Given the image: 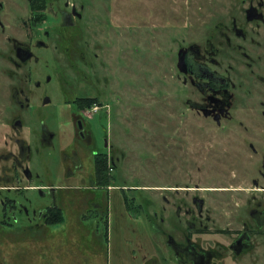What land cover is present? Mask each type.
Listing matches in <instances>:
<instances>
[{
  "label": "flooded vegetation",
  "instance_id": "af4514ba",
  "mask_svg": "<svg viewBox=\"0 0 264 264\" xmlns=\"http://www.w3.org/2000/svg\"><path fill=\"white\" fill-rule=\"evenodd\" d=\"M25 1V12L17 20L24 30V40L6 36L10 44L8 59L18 68L25 67L23 77L27 86L12 91V102L19 112L15 113L12 105V116L6 120L10 132L4 140L7 150L0 152V189H3L0 190V226H5L3 221H7L11 228L20 219L25 221L22 223L24 230L37 227L49 235L54 234L57 223L66 216H72L74 252L88 257L92 261L90 264L100 263L103 247L100 233L103 234L106 251H109L112 217L114 215L119 220L123 216L121 211H112L110 203H107V196L114 194V200H118L125 210L124 215L135 203L136 212L140 211V220L142 218L152 231L165 233L169 251L167 249V253L158 259L154 252V235L150 234L149 252L145 253L141 235L138 237L137 230L130 227L134 232L133 254H139L147 264H217L224 254L234 264H239L238 261L246 254L251 258L259 257L256 244L262 242L264 245V149L255 145L253 134L255 128L264 130L263 0H257L255 4L254 0H248V6L243 8V21L237 22L233 17L228 25H220L201 42H190L177 49L176 65L194 94L189 95L183 105L190 115H195V125L192 127V122L185 123L183 127L173 124V128L177 127L174 135L179 139L174 143L175 149L168 153L169 164L164 166L169 168L171 182L152 186L151 189L158 190L153 197L144 190V186L128 185L125 179L115 174L123 165L125 139L112 133L110 102L102 103L99 89L90 93L76 88L74 93H69L68 79L57 72L59 67L50 69L48 66L54 63L38 54L39 49L48 48L52 32L47 24L33 35V27L45 22L49 15L58 16L59 26L55 27L61 35L62 28H74L81 19L84 4L80 3L77 9L73 2L65 0L63 7L49 13H44L43 8L36 16L33 14V0ZM39 6L35 8L36 13ZM5 8L3 0H0V34L15 24L14 12L9 13ZM249 24L253 25L252 33L247 28ZM224 27L225 31L222 30ZM217 35L224 37L227 44L233 39L232 48L238 63L224 66L221 42L215 39ZM253 35L259 39L255 40ZM239 40H255L250 52ZM96 55L97 52H92V56ZM179 57L181 65L177 64ZM39 60L45 69L43 79L33 77L32 61ZM92 65L89 45L86 39H82V45L75 47V59L71 65V79L75 86L77 83L90 84L91 89L92 84L98 85L100 80L106 83L105 77H93ZM52 82L56 86L50 88ZM56 95L60 100H56ZM254 96L259 97L254 108L256 115L254 112L250 115L247 108H251L245 105V113L243 110L239 113V102L250 104ZM48 105L51 107L44 112ZM230 106L237 109L233 117H228ZM21 113L28 117L23 118ZM226 124H232L235 129L242 128L245 132L243 142L252 156L259 158L254 162L257 163L254 166L257 176L251 177L250 196L245 199L248 206L241 213L240 210L235 212L234 227L215 228L207 200L216 196L218 190L231 188L202 184L208 158L202 141L207 142V135L215 136L208 132V128L224 130ZM196 172L198 174L193 176L192 173ZM49 173L56 178L55 181L50 180ZM232 181L235 198V165ZM67 190L71 191L72 204L68 203ZM36 197H45L48 201L43 202ZM151 204L159 211L152 214L144 212L143 205ZM69 205L71 211L67 210ZM166 223L173 225L175 234L164 230ZM206 235L217 238L211 244L204 241ZM262 254L264 256V250Z\"/></svg>",
  "mask_w": 264,
  "mask_h": 264
},
{
  "label": "rangeland",
  "instance_id": "374dc122",
  "mask_svg": "<svg viewBox=\"0 0 264 264\" xmlns=\"http://www.w3.org/2000/svg\"><path fill=\"white\" fill-rule=\"evenodd\" d=\"M64 1L33 0V6H35L33 7V14L38 16L37 14L43 8L44 13L53 12L54 9L63 7L62 3ZM67 1L69 3L73 2L77 9L80 3L84 4L81 19L74 25V28H62L61 35L55 27L56 25L59 26L58 16L49 15L44 20L45 22L40 23L37 28L33 27V35L40 31L41 28L46 27L47 24H49L52 32V36L48 40L50 43L48 48L39 49L38 54L41 58H49L54 63V65L49 63L48 67L50 69L55 68V66L60 68H58L57 72L68 79L66 84L69 88V93H74L76 88L82 91L88 90L90 93H94V89H99L102 103L110 102L112 133L116 137L120 136L125 139L123 165L121 169H117L115 174L125 179V183L128 185L139 184L144 186V190L153 197L158 190L151 189L152 186H163L171 182L169 168L164 166L169 164L170 157L168 153L170 150L175 149L174 143L178 142L179 137L174 135L177 127H183L188 122H192V127L195 125L193 123L195 115H190L183 105L186 104L184 102L192 94V88L188 80L185 81L184 75L178 70L176 51L179 46L183 47L190 42H201L210 33L217 31L221 27L220 25H228L233 17H235L237 22L243 21V8L248 6V0ZM256 1L254 0V4ZM3 4L9 13L14 12L15 24L11 25V28L6 29L4 34H0V152L7 150V144L4 143V140L7 139L10 129L6 125V120L12 116V105L15 113L19 112L17 105L12 102V91L21 86H27L23 77L25 67L22 69L18 68L9 61V43L6 40V36H14L19 40H24V30L21 29L17 20L25 12L26 1L3 0ZM38 4H40V9L36 13L35 8ZM251 26L253 25L249 24L247 28L252 33L254 29H251ZM225 29V27L222 28L224 31ZM253 36L255 40L259 39L256 35ZM82 39H86L89 45L90 59L93 63V77L106 78V83H102L100 80L98 85L93 83L91 89H89L90 84L77 83L75 86L71 79V65L75 59V47L82 45ZM215 39L221 42V59L224 66L226 67L227 64L234 65L235 62L238 63L232 48L233 39H231L232 42L229 44L225 42L222 36L217 35ZM254 41L239 40L248 52H250ZM92 52H97V55L92 56ZM32 65L33 77L36 76L43 79L45 69L42 61H32ZM49 86L50 88L55 87V82H52ZM68 96H71V94H68ZM258 99L259 97L254 96L249 101L250 104L239 102V113L242 110L243 114L245 113L243 109L245 105L246 108L247 106L251 108V110L247 108L250 115L253 112L256 115L254 108ZM53 100L55 99L53 98ZM56 100H60L57 95ZM50 107L51 105L44 107V112ZM236 112L237 109L234 110L230 106L228 117H233ZM21 116L23 118L28 117L23 113H21ZM174 123L177 124V127L173 128ZM208 132H212L215 136L207 135V142L202 141L203 150L208 154L207 171L206 173L204 172L205 178L201 180L202 184H206L208 187L223 186L231 189L218 190L217 192L219 193H216L217 197L213 195L208 198L207 207L211 217L214 219L213 227L232 228L235 226L233 219L235 212L240 210L241 213L248 206L245 199L250 196L251 177L257 176L254 167L257 163L254 164V162L259 157L257 155L252 156L251 151L243 142L242 138L245 132L242 128L235 129L232 124H226L224 130L213 128L212 131L208 128ZM21 135L23 136L22 133ZM253 137L255 145L259 146L260 149H264V130L255 128ZM197 142L199 143V141ZM260 152H263V150ZM234 165L235 198L231 186L233 183ZM196 174L198 173H192L193 176ZM48 176L50 180H56L51 173ZM67 193L69 195L68 203L72 204V201H70L72 199L71 191L67 190ZM115 194L118 197L117 190H115ZM113 195L107 196V203H110L112 211H121L123 216L118 220L113 215L111 220L110 247L112 250L106 251L103 234L102 232L100 233L102 235H100V244L103 247H101L100 263L96 261V264L109 262L111 253H113L112 261L115 264H147L139 254L137 256L133 254L135 243L134 232L132 228L130 229L131 226L137 230L138 237L139 234L141 235L142 244H145L143 249L145 253L149 252L147 244L149 245L148 240L150 234H152L156 245L154 248L157 250L154 251L156 255L160 252L166 254L168 247L165 233L157 230L152 231L147 223H143L142 218L140 220L139 217V209L136 212L135 203L132 205L134 206L133 208L130 207L131 211L129 210L128 213L126 211L124 215L125 210L120 206L118 200H114ZM33 196H35L34 193ZM36 198L41 199L43 202L48 201L45 197ZM67 210L71 211V205L67 207ZM143 210L144 212H151V214L153 211H159L152 204L149 206L143 205ZM66 218L69 221H64V224L70 226V229L64 232V239L62 231L58 229V240L53 236L47 240L43 237L40 241L42 245L47 246V248L44 247L45 250H49L48 253L46 251L47 258L44 253V264L56 263V256L58 255H56L54 250L57 244L61 243V247H66L65 240L75 239V234L73 235L71 227L73 218L72 216H66ZM18 220L20 222L12 224L11 228L7 221H3V223H6L5 226H0V264H12V261L17 259V255L11 256L12 253H10L9 257V248H11L10 252L19 248L17 254L22 257L24 256V249L21 247L29 246L27 243L34 244L36 240H40L38 236L45 232V230L41 231L37 227L24 230L22 223H25V221ZM166 225L167 227L163 225L164 230L175 234L173 225L169 223H166ZM56 227H58V224H56ZM60 232L61 234H59ZM118 232L120 233L119 235ZM123 236L124 238H122ZM203 238L205 242L213 244V240L217 237L206 235ZM256 245L255 250H258L260 256L251 258L246 254L238 261L239 264H264V256L262 254L264 245L262 242ZM71 253L63 252L58 259L62 260L63 257L71 258ZM116 253H120L121 256L117 257ZM27 254H30L31 258H28V260L31 261L41 258L37 251L29 248L27 249ZM73 255L75 257L72 258V261L73 259L81 261L76 251ZM169 257L171 256L169 255ZM68 260L71 259H67V263ZM250 261L252 262L250 263ZM86 262L87 260L85 259ZM162 262H165L164 259ZM169 263L172 264V262ZM217 264L234 263L224 254V257Z\"/></svg>",
  "mask_w": 264,
  "mask_h": 264
},
{
  "label": "crops",
  "instance_id": "0c3cea01",
  "mask_svg": "<svg viewBox=\"0 0 264 264\" xmlns=\"http://www.w3.org/2000/svg\"><path fill=\"white\" fill-rule=\"evenodd\" d=\"M64 221H69L67 218H65V219H63L60 223H57L58 224V227H56V225H55V229H54V234H40L39 236H38V239H40V240H36L35 242H34V244H31V243H27V244H29V246H22L21 248L22 249H24V251H23V255L24 256H19L17 253H18V250H19V248H18V250H14V251H11L10 252V249L11 248H9V250H8V253H9V257H10V253H12L11 254V256H14V255H17V259H15L14 261H12V264H44V253H45V256H46V258H47V254H46V251H47V253H48V251L49 250H45V248H47V246L46 245H42L41 243H40V241L43 239V237H44V239H50L51 237H53V236H55L54 238H56V240H58L59 239V235H58V229L59 230H61L62 231V237H63V239H64V236H65V233L64 232H67V231H69V229H70V226H67V225H65L64 223ZM72 226V225H71ZM59 234H61V232L59 233ZM70 236V235H69ZM53 238V239H54ZM18 241H20V240H18ZM65 243H66V247H61V243H59V244H57L56 245V247H55V253H56V255H58V256H56V263L55 264H85V259L87 260V262L86 263H88V264H90L92 261L88 258V257H86V256H79V258L81 259V261L80 260H75V259H73V261H72V258H74L75 257V255H73V253H75L74 252V249L72 248V240H65ZM26 244V243H25ZM45 247V248H44ZM32 249V250H34V251H37L38 252V254H39V256L41 255V258L40 259H35V260H33V261H31V260H28V258H31L30 257V254H27V249ZM67 251V252H66ZM71 253V255H72V257L71 258H67V257H61L62 258V260L61 259H58L59 258V256L61 255V253ZM118 255H120L121 256V254L120 253H118L116 256H118ZM162 256H163V253H157V258L159 259V258H162ZM112 257H113V253H111V255H109V262H107V264H114L113 263V261H112ZM19 258V259H18ZM67 259H71V260H68V263L66 262L67 261ZM70 262V263H69Z\"/></svg>",
  "mask_w": 264,
  "mask_h": 264
},
{
  "label": "water",
  "instance_id": "95a60500",
  "mask_svg": "<svg viewBox=\"0 0 264 264\" xmlns=\"http://www.w3.org/2000/svg\"><path fill=\"white\" fill-rule=\"evenodd\" d=\"M181 63H182V60H181V57H179L177 64L181 65Z\"/></svg>",
  "mask_w": 264,
  "mask_h": 264
}]
</instances>
